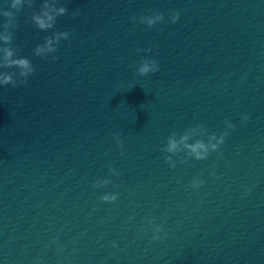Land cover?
<instances>
[{"label": "water", "instance_id": "1", "mask_svg": "<svg viewBox=\"0 0 264 264\" xmlns=\"http://www.w3.org/2000/svg\"><path fill=\"white\" fill-rule=\"evenodd\" d=\"M41 3L13 30L35 72L0 86V264H264V0H61L54 60L33 54ZM154 9L155 27L132 22ZM145 57L159 71L137 74ZM225 120L219 154L165 163L171 132Z\"/></svg>", "mask_w": 264, "mask_h": 264}, {"label": "clouds", "instance_id": "2", "mask_svg": "<svg viewBox=\"0 0 264 264\" xmlns=\"http://www.w3.org/2000/svg\"><path fill=\"white\" fill-rule=\"evenodd\" d=\"M34 0H8V7L0 8V16L4 18L0 23V86L10 85L16 88L28 83V78L35 72V66L32 61L25 57L19 56L17 53L20 51L19 47L13 43V30L18 27L17 13L21 12L24 8H33ZM68 9L61 3V0H42L40 7L36 11H32L28 16V20L34 25L35 28L41 31L52 30L51 35L45 36L42 43L37 44L33 49V54L37 57L45 59L51 58L54 60L56 57L52 54L58 51V45L61 40H69L72 32L71 30H57V18L67 15ZM73 17L80 15L79 10L71 13ZM170 22L175 24L179 17L180 12L172 9L168 13ZM165 14L158 9L151 10L148 14L141 13L139 17L132 16V22L146 24L149 28L163 22ZM140 51V49H137ZM144 52H151V48L144 49ZM160 65L154 58L145 57L141 60L135 71L140 76H145L149 73L159 71ZM249 116L247 113L241 115V121L247 122ZM225 130L215 133H209L208 129L203 124H197L185 129L182 133L173 131L167 137L166 144L161 148L162 152L168 153L164 156L165 163L169 168H175L177 161L180 163H187L188 158L196 160H205L209 154L216 152L219 154L221 145L224 144L228 136V130L235 128V125L225 120ZM117 146L120 148V154L123 155V141L120 133L112 134ZM204 137H207L205 140ZM183 153V155H181ZM176 157L177 159H173ZM109 171L114 176H119L120 173L117 169L109 167ZM215 175V173H211ZM216 176V179H219ZM204 180L199 177L193 178L190 187L198 189ZM113 183L110 179L104 180V185ZM93 187H101L99 180L93 183ZM251 189L246 188L245 192H250ZM118 198V193L103 194L100 199L105 202H114ZM148 224L152 229V240L163 239V229L154 220H149ZM147 233H145L146 235ZM116 244L113 242V247ZM59 250V249H58Z\"/></svg>", "mask_w": 264, "mask_h": 264}]
</instances>
